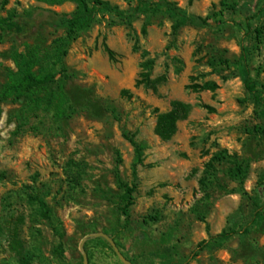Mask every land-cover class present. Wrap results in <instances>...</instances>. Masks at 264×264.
Instances as JSON below:
<instances>
[{"label":"rangeland","instance_id":"rangeland-1","mask_svg":"<svg viewBox=\"0 0 264 264\" xmlns=\"http://www.w3.org/2000/svg\"><path fill=\"white\" fill-rule=\"evenodd\" d=\"M102 1L128 9L127 0ZM168 1L201 17L221 11L222 1L236 8L222 24L176 32L162 16L139 15L127 25L101 15L64 59L70 118L54 116L50 95L40 106L0 103V264H20L18 246L26 264H183L199 242L229 229L239 236L189 264H264V136L253 132L264 121L237 69L241 27L261 0ZM35 8L71 13L75 4L0 0L2 17ZM254 25L261 44L250 36L246 47L264 90V73H255L264 66V16ZM60 36L44 27L38 45L48 50ZM11 49L0 44V90L13 68ZM143 74L163 78L156 92L136 85ZM206 82L217 89H191ZM173 101L191 110L163 142L153 132L155 110L167 112ZM123 134L145 148L126 227L118 181L133 183V151ZM96 235L109 237L120 257Z\"/></svg>","mask_w":264,"mask_h":264},{"label":"trees","instance_id":"trees-1","mask_svg":"<svg viewBox=\"0 0 264 264\" xmlns=\"http://www.w3.org/2000/svg\"><path fill=\"white\" fill-rule=\"evenodd\" d=\"M49 4H58L66 0H39ZM75 9L71 13H57L49 9L35 8L23 13L12 10L5 17L0 16V44H12L9 59L13 68H6V78L0 90V103L25 101L27 104L40 106L43 97H52L53 114L58 119H67L72 115L68 108V100L65 92V82L69 78L68 70L64 59L67 56L69 46L79 36L88 30L101 15H108L112 18L130 25L132 20L139 15L162 16L172 21V30L178 31L182 27L204 29L223 23L225 12H232L236 6L222 1L223 9L211 16L190 15L178 8L168 0H127L128 9L119 10L102 0H71ZM196 0H189L192 3ZM264 16V0H261L256 12L246 18L241 27L239 37L240 57L237 61V69L242 82L243 89L253 105V112L259 119L264 121V90L259 89L253 79V70L250 67L251 54L246 47V41L254 36L257 45L261 44L263 31L255 27L254 22L261 20ZM44 27L60 31L61 36L55 38L48 50H43L38 45L40 30ZM144 32V30H143ZM105 53L112 59L113 53L104 46ZM256 74L264 73V66L255 70ZM141 81L136 85L143 84L153 92L157 91L158 85L163 78L151 80L147 74H143ZM194 92L210 91L217 89L215 83L206 82L202 85H192ZM213 112V109L204 107ZM190 105L173 101L170 110L159 112L155 110L154 135L163 142L170 141L177 133L178 123L185 120L189 113ZM253 132L264 136V127L255 126ZM130 144L133 151L131 163V175L133 183L130 185L118 181L122 189L120 197L121 216L126 227L130 219V208L134 205V194L136 192L137 168L144 164V146L138 144L134 136L122 135ZM238 174V173H237ZM241 176V175H240ZM243 177V174L242 176ZM40 217L48 221L49 210L43 201H38ZM259 217L264 220V211ZM239 236V232L229 229L220 232L207 240L199 242L185 258L183 264H189L196 260L206 250H218L225 244ZM14 244V242H13ZM13 251L21 259L20 264H26L23 260V247L18 246Z\"/></svg>","mask_w":264,"mask_h":264},{"label":"water","instance_id":"water-1","mask_svg":"<svg viewBox=\"0 0 264 264\" xmlns=\"http://www.w3.org/2000/svg\"><path fill=\"white\" fill-rule=\"evenodd\" d=\"M96 236L97 237H103L111 245V247L113 248V250L115 251V253L117 254V256L120 257V255H119V253L117 251V248H116L115 244L113 243V241L109 237H107L105 235H96ZM80 248H82V245L80 246ZM83 258H84V263H85L86 262V258H85V255L84 254H83ZM125 264H128V263H125Z\"/></svg>","mask_w":264,"mask_h":264}]
</instances>
